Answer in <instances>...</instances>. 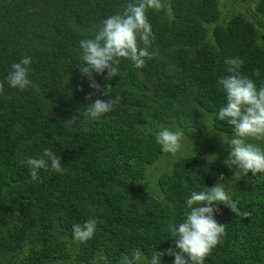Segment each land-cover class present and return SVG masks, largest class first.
<instances>
[{"label": "trees", "instance_id": "16d2710c", "mask_svg": "<svg viewBox=\"0 0 264 264\" xmlns=\"http://www.w3.org/2000/svg\"><path fill=\"white\" fill-rule=\"evenodd\" d=\"M137 2L0 0V264H93L99 254L119 264L135 249L145 259L167 253L174 247L167 227L183 221L185 199L221 174L246 215L217 205L225 232L204 264H264V173L235 176L212 139L234 134L216 118L226 103L217 85L230 75L225 59H243L242 74L264 84V0H161L159 11H147L155 55L139 69L121 59L111 80L94 73L120 102L85 123L87 106L107 97L80 73L79 41ZM25 56L38 93L7 83ZM165 127L184 133L178 156L155 141ZM45 148L60 157L63 174L40 169L33 181L23 161ZM93 218L94 237L75 241L73 224ZM174 259L163 255L161 264Z\"/></svg>", "mask_w": 264, "mask_h": 264}, {"label": "clouds", "instance_id": "9594fccd", "mask_svg": "<svg viewBox=\"0 0 264 264\" xmlns=\"http://www.w3.org/2000/svg\"><path fill=\"white\" fill-rule=\"evenodd\" d=\"M162 7L161 0H138L137 3H128L122 13L109 16L103 21L94 38L79 41L82 61L79 66L80 73L87 77L89 87L107 97L106 100L97 97L87 106L84 110L85 123L89 119L98 120L120 102L119 95L114 99L110 98L111 85L106 84L101 88L94 78V73L104 74L107 71L105 79L111 80L119 75L117 65L121 59L130 60L139 69L145 66L147 59L155 55L148 50L153 33L147 11H159ZM141 43L143 47H140ZM31 62V57L25 56L11 65V71L6 78L10 87L20 90L32 87L39 92V86L28 78ZM224 63L230 75L221 77L217 85L224 93L226 103L219 109L216 118L231 126L234 134L231 138L222 140V143L228 146V156L223 163L230 170L236 168L235 176L239 175L241 178L249 172L255 176L264 173V148L250 142L264 141V84L257 88L254 80L242 74L243 59L228 58ZM253 75L259 77V70ZM3 88L4 84L0 83V91H3ZM95 95L96 93H92L86 99H92ZM75 119L77 116L70 121ZM154 135L156 143L164 153L176 156L180 152L183 131H172L165 127ZM23 163L28 166L33 181L39 179L40 169L60 174L64 171L60 157L51 148H45L40 157L27 158ZM224 179L221 174L214 186L194 190L185 199L187 211L183 221L178 225L170 223L167 227L174 240V247L168 249L167 253L154 251L150 258L145 259L142 251L135 249L131 255L122 254L119 264H141L142 261L144 264H161L163 255L174 256V264H204L205 258L221 242L225 232L224 224L215 219V214L219 212L217 205L223 204L235 215H246L240 211L238 202L230 197L227 186L223 183ZM96 228L95 218L83 224H73V238L80 243H86L94 237ZM93 264H108L107 257L99 254Z\"/></svg>", "mask_w": 264, "mask_h": 264}, {"label": "rangeland", "instance_id": "374dc122", "mask_svg": "<svg viewBox=\"0 0 264 264\" xmlns=\"http://www.w3.org/2000/svg\"><path fill=\"white\" fill-rule=\"evenodd\" d=\"M232 136L228 137V136H222V135H219V134H215L212 136V139L215 141V144L216 145H219V143L221 144L220 147H223V148H228L227 145L223 144L222 143V140H226V139H229L231 138ZM219 142V143H218ZM225 146V147H224ZM260 146V145H259ZM262 148H264V146H261ZM189 153V152H188ZM171 155V154H170ZM172 156V155H171ZM176 156H178V154H176ZM206 156V155H205Z\"/></svg>", "mask_w": 264, "mask_h": 264}]
</instances>
